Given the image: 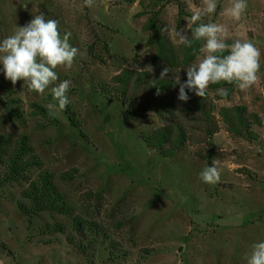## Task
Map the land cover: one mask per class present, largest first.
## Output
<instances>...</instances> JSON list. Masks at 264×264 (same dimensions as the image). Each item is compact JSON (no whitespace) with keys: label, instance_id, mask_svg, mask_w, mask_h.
<instances>
[{"label":"rangeland","instance_id":"374dc122","mask_svg":"<svg viewBox=\"0 0 264 264\" xmlns=\"http://www.w3.org/2000/svg\"><path fill=\"white\" fill-rule=\"evenodd\" d=\"M247 4L236 21L224 14L229 0H217L216 12L197 22L222 24L226 43L250 41L261 52L259 80L250 89L219 100L208 88L218 127L208 138L181 106L166 118L130 115L102 93L126 68L159 77L167 66L155 59L145 28L153 14L147 0H94L92 7L84 0H0V40L43 13L58 20L62 36L71 33L70 44L82 53L71 69H56L55 82L71 81L67 96L80 128L64 111L51 117L36 107L48 111L55 103L50 89L40 95L23 81L13 86L0 65V135L29 136L42 166L28 177L49 171L69 207L67 214L24 215L19 203L30 204L23 198L28 184L5 182L7 160L0 159V264H247L251 246L264 242V127L255 123L259 139L250 141L232 135L220 116L222 108L245 106L264 121V0ZM201 5L169 0L156 9V23L173 30L164 33L179 45L174 30H185ZM167 67L169 78L187 79L183 67ZM177 123L189 138L178 153L164 156L148 147L145 138ZM213 159L221 179L211 185L199 174ZM76 217L86 236L76 231Z\"/></svg>","mask_w":264,"mask_h":264},{"label":"clouds","instance_id":"9594fccd","mask_svg":"<svg viewBox=\"0 0 264 264\" xmlns=\"http://www.w3.org/2000/svg\"><path fill=\"white\" fill-rule=\"evenodd\" d=\"M93 5L94 0H84V6ZM247 7V0H229L224 14L239 21ZM107 10L108 6L105 4V11ZM216 10L217 0H202V5L187 20L186 29L174 30L177 41L185 47L191 48L194 40L204 41L199 49L198 62L186 69V81L181 82L179 73L174 76L173 86L179 85V101L186 103L190 99L188 92L205 98L211 84L226 82L235 84L241 91H247L259 80L257 73L261 68V52L252 42L235 40L228 44V33L224 25L197 23ZM161 31L173 30L166 25ZM70 36V32L61 35L58 20L46 19L41 13L34 15L26 25L17 27L14 34L0 40V65L3 66L5 79L13 86L18 81H23L29 92L40 95L50 89L55 103H49L46 107L51 117H55L58 111L65 110L70 103L67 93L71 81L65 79L55 83L59 80L56 69L61 66L71 69L76 57L82 55L77 47L70 44ZM226 51L228 54L224 55ZM169 73V68L163 67L159 80L166 79ZM159 94L160 90L157 89V95ZM217 94L226 98L228 91L220 88ZM199 176L204 183H218L221 179L219 160L213 159L212 166L203 168ZM245 259L247 264H264V242L254 243Z\"/></svg>","mask_w":264,"mask_h":264},{"label":"trees","instance_id":"16d2710c","mask_svg":"<svg viewBox=\"0 0 264 264\" xmlns=\"http://www.w3.org/2000/svg\"><path fill=\"white\" fill-rule=\"evenodd\" d=\"M151 6L152 17L145 28L150 31V42L156 46L157 54L155 59L166 64L172 69L184 68L194 64L200 55L199 49L204 41H193L192 47L188 48L181 44L175 45L169 36L161 31L156 23V9L165 5L169 0H147ZM195 27V25L193 26ZM226 55V52L223 53ZM186 80H182L184 82ZM209 88L217 91L224 88L228 91L229 98L237 89L235 84L220 82L211 84ZM157 89L160 94L157 95ZM179 85L173 86V79L167 77L159 80L146 69L135 71L129 68L124 69L120 74L114 76L102 93L111 100L121 103L130 115H146L155 113L161 118L166 115L175 116L178 106L183 113L195 115V120L204 125V132L208 138H212L218 127L214 117V102L207 91L205 98L188 92L190 99L185 103L177 99ZM187 91V90H186ZM222 100L224 97L216 96ZM43 113L48 111L43 107L36 106ZM68 115L73 127L80 128L81 125L73 117V111L68 104L63 110ZM220 116L226 124L228 131L237 137L247 138L250 141L258 140L259 136L253 131V125L259 124L264 127V121L256 113H252L245 106L222 108ZM187 131L179 124H168L156 129L149 137L145 138L148 147L161 152L164 156H173L178 153L189 141ZM6 158L7 173L5 182H17L25 180L28 184L23 191V198L29 201V205L19 203V209L27 217H32L43 212H56L60 214L69 213V207L65 202L63 194L57 189L49 171H41L37 177L29 178L30 172L42 166L41 160L34 153L29 136L23 134L17 140L8 136L0 135V159ZM65 173L64 178H73ZM76 231L86 236V229L83 220L76 217L74 220ZM88 229H92L89 225ZM99 233V228H98ZM85 249V248H84Z\"/></svg>","mask_w":264,"mask_h":264}]
</instances>
